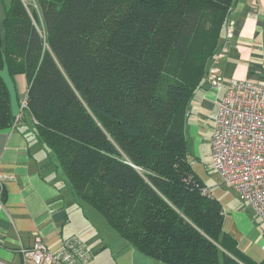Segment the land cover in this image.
I'll return each instance as SVG.
<instances>
[{
    "label": "trees",
    "instance_id": "trees-1",
    "mask_svg": "<svg viewBox=\"0 0 264 264\" xmlns=\"http://www.w3.org/2000/svg\"><path fill=\"white\" fill-rule=\"evenodd\" d=\"M35 1L0 9V129L16 118L6 66L27 77L35 133L78 201L127 245L169 264H254L224 233L185 133L238 0Z\"/></svg>",
    "mask_w": 264,
    "mask_h": 264
},
{
    "label": "crops",
    "instance_id": "crops-1",
    "mask_svg": "<svg viewBox=\"0 0 264 264\" xmlns=\"http://www.w3.org/2000/svg\"><path fill=\"white\" fill-rule=\"evenodd\" d=\"M231 21L234 31L229 36L227 24L222 40L227 52L218 63L223 89H213L205 73L187 104L185 133L189 160L194 154L197 159H205L207 165L211 163L209 177L200 179L222 204L224 233L249 261L264 264V222L211 169V138L225 90L234 78L264 83V0H238ZM1 73L9 86L16 117L28 93V79L24 74L11 78L6 66ZM21 114L11 127L0 129V257L24 264L19 249L22 245L31 247L37 236L56 251L63 239L78 234L93 249L89 264H169L127 245L95 209L92 216L83 208L55 155L35 133V118L27 109Z\"/></svg>",
    "mask_w": 264,
    "mask_h": 264
},
{
    "label": "built area",
    "instance_id": "built-area-1",
    "mask_svg": "<svg viewBox=\"0 0 264 264\" xmlns=\"http://www.w3.org/2000/svg\"><path fill=\"white\" fill-rule=\"evenodd\" d=\"M233 31L231 21L228 35ZM226 52L227 47L221 46L207 71L210 86L216 91L223 89L224 79L218 63ZM27 99L26 95L15 122L21 118L22 110L27 109ZM211 160L212 170L220 175L223 183L235 189L264 222V83L250 78L232 79L215 117ZM202 190L211 195L209 188ZM19 250L24 264H89L93 258V249L78 234L63 239L56 251L40 236L31 247L22 245ZM0 264L13 263L0 257Z\"/></svg>",
    "mask_w": 264,
    "mask_h": 264
},
{
    "label": "rangeland",
    "instance_id": "rangeland-1",
    "mask_svg": "<svg viewBox=\"0 0 264 264\" xmlns=\"http://www.w3.org/2000/svg\"><path fill=\"white\" fill-rule=\"evenodd\" d=\"M2 1L3 0H0V8L1 9H2ZM23 1H24L25 5H27V8L29 7L31 9V12L33 13L35 8L34 9L31 8L30 5L36 7V1L35 0H23ZM191 156L192 157L190 158V162H191L193 169L196 171V174L199 177H201L202 179L206 180L207 177H209V173H211L210 169H209L211 167V163L209 165H207V162L205 159H203V158L197 159V157H195L194 154H192ZM81 203L83 204V208H85L90 214L93 213L94 208H91L92 206L90 207L89 206L90 204L88 205L85 201H81ZM95 211H96V213H99V215H101V217H103V215L100 212H98L97 210H95ZM92 216H93V214H92Z\"/></svg>",
    "mask_w": 264,
    "mask_h": 264
}]
</instances>
